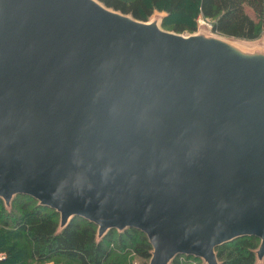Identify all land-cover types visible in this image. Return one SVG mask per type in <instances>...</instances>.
<instances>
[{
  "label": "water",
  "instance_id": "water-1",
  "mask_svg": "<svg viewBox=\"0 0 264 264\" xmlns=\"http://www.w3.org/2000/svg\"><path fill=\"white\" fill-rule=\"evenodd\" d=\"M152 16L0 0V198L97 239L138 229L148 264H220L216 247L246 235L264 264V53Z\"/></svg>",
  "mask_w": 264,
  "mask_h": 264
},
{
  "label": "trees",
  "instance_id": "trees-1",
  "mask_svg": "<svg viewBox=\"0 0 264 264\" xmlns=\"http://www.w3.org/2000/svg\"><path fill=\"white\" fill-rule=\"evenodd\" d=\"M108 7L148 20L163 14L164 29L197 30L198 17L212 23V31L228 37L255 40L264 37V0H100ZM60 214L18 194L11 209L0 198V264H127V254L149 260L152 245L135 228L111 229L97 239V224L73 217L59 230ZM260 239L241 236L216 247L220 264H256ZM171 264H203L201 258L177 255Z\"/></svg>",
  "mask_w": 264,
  "mask_h": 264
},
{
  "label": "rangeland",
  "instance_id": "rangeland-1",
  "mask_svg": "<svg viewBox=\"0 0 264 264\" xmlns=\"http://www.w3.org/2000/svg\"><path fill=\"white\" fill-rule=\"evenodd\" d=\"M162 17H163V14L161 12L156 11L154 13V16H152V19L153 20H158V19L162 20ZM189 33H196V34H200V35H204V36H212V37L220 36V35H218L212 31V28L210 27L209 23L203 22V21H201V19L197 22V30L196 31H194V32L186 31L185 32V34H189ZM220 37L224 38V36H220ZM229 40L233 41L240 49L244 50L247 53H256V52L264 53V37H261L259 39H255V40H244V39H229ZM12 202H13V200L11 201L10 207H7L5 204L7 209H9V210L11 209ZM259 244H260V242H259ZM0 255L6 256L4 252H0ZM201 261L203 264H205L202 259H201ZM148 263H149V260L145 261L144 259H141L140 257H138L134 253L127 254V264H148ZM47 264H55V263L49 262ZM258 264H262V262L258 260Z\"/></svg>",
  "mask_w": 264,
  "mask_h": 264
},
{
  "label": "built area",
  "instance_id": "built-area-1",
  "mask_svg": "<svg viewBox=\"0 0 264 264\" xmlns=\"http://www.w3.org/2000/svg\"><path fill=\"white\" fill-rule=\"evenodd\" d=\"M200 19H201V21H203V22H207V23H209L210 27L212 28V23H211V21H210L209 19L204 18V17H202V16H199V17H198V21H199ZM4 257H5V256L0 255V260H2Z\"/></svg>",
  "mask_w": 264,
  "mask_h": 264
}]
</instances>
